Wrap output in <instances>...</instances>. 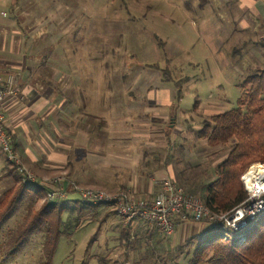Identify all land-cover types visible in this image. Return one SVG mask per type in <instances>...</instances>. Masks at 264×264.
Returning <instances> with one entry per match:
<instances>
[{
	"label": "rangeland",
	"instance_id": "rangeland-1",
	"mask_svg": "<svg viewBox=\"0 0 264 264\" xmlns=\"http://www.w3.org/2000/svg\"><path fill=\"white\" fill-rule=\"evenodd\" d=\"M258 2L0 0V74L19 78V65L25 62L33 65L30 70L21 68L28 78L51 83L54 104L58 97L68 98L67 104H73V127L92 137L84 150L70 149L80 160L77 166L89 152L103 157L111 152L121 163H128L131 154L139 151L142 171H153L157 182L170 179L185 191L210 179L212 168L230 147L229 143L210 146L200 138L197 132L203 121L235 107L247 74L264 67V21L252 20L248 12ZM17 46L25 52L15 53L12 47ZM164 74L181 86L180 100L175 84ZM57 113L54 119L59 118ZM58 136L53 137L58 145L54 150L60 154ZM1 154L4 173L14 179L10 183L0 177V194L18 185L17 173ZM254 164L257 172L259 164L264 166L250 164L240 177L243 185V176ZM54 165L38 173L25 167L45 185L46 180L61 177L80 187L111 193L121 189L77 181L67 168ZM116 168L126 172L124 166ZM101 171L95 173L109 178ZM19 183L24 184L21 178ZM42 184L24 185L43 188ZM45 192L44 188L43 192L23 189L0 222V264H45V227L36 222L22 233L48 200ZM76 198L75 194L69 197ZM78 205L68 202L73 210L68 217L77 221L62 226L50 264H80L85 259L98 264L100 258L106 264H153L154 258L160 264H183L195 236L213 225L194 220L204 229L187 233L177 232L175 224L174 233L165 237L144 221L124 222L104 204L96 207L99 211L84 204L80 218ZM65 211L64 219L68 218ZM123 229H128L132 248L118 239Z\"/></svg>",
	"mask_w": 264,
	"mask_h": 264
},
{
	"label": "trees",
	"instance_id": "trees-1",
	"mask_svg": "<svg viewBox=\"0 0 264 264\" xmlns=\"http://www.w3.org/2000/svg\"><path fill=\"white\" fill-rule=\"evenodd\" d=\"M166 80L173 81L176 86V98L180 100L183 93L181 86L170 76H167ZM240 88L242 90L237 105L210 115L197 132L210 146L230 144L226 156L212 168L210 179L199 186L189 185L185 190L190 194H199L213 213L228 212L244 202L248 192L240 179L241 175L250 164L264 163V67L252 68ZM15 178L18 185L0 194V222L11 212L23 189L37 188L43 192V188L37 185L32 187L20 184L18 174ZM32 194L29 195L32 197ZM67 201L78 203L76 215L80 218L84 216L81 215L84 204L77 198ZM67 201L46 200L35 211L33 220L22 230V233L27 232L36 222L45 227L43 230L47 255L45 264H50L55 240L63 232L62 226L77 221L75 217L69 219L68 216L73 210L68 207ZM88 206L92 208L91 210L99 211L96 208L99 204ZM64 210H67L66 219L62 217ZM237 233L223 228L220 223H214L195 236L183 264H264V209L249 221L248 226L242 231V239L236 240ZM118 239L125 240L128 248L133 247L128 229H123ZM148 249L153 251L152 248ZM152 263L160 264V261L157 262L154 258ZM80 264H89V260H82ZM98 264L106 262L100 258Z\"/></svg>",
	"mask_w": 264,
	"mask_h": 264
},
{
	"label": "crops",
	"instance_id": "crops-1",
	"mask_svg": "<svg viewBox=\"0 0 264 264\" xmlns=\"http://www.w3.org/2000/svg\"><path fill=\"white\" fill-rule=\"evenodd\" d=\"M253 10L250 11L254 16L252 20L264 21V0H258ZM256 4V2H255ZM15 48V53L25 52L23 46L12 47ZM12 51V50H11ZM18 62V61H17ZM20 63V71L18 70L19 78H16L17 92L8 97L2 104V111L6 118V128L11 135L12 143L20 156L23 163L35 172H45L48 167L60 165L65 167L69 171L70 177L77 181L85 183L99 182L102 185L121 188L131 192L133 195H142L143 197L150 198L160 188V182L154 179L156 176L153 171H142L140 163L143 160V153L136 152L135 156L131 154L133 160L128 163H121L118 157L114 153L109 152L103 157L102 154H90L84 155V163L82 166H77L80 160H77L75 155L76 151L84 150L83 147L87 146L92 137L84 134L81 130H78L77 126L73 127L71 118V107L73 104L68 103V98L61 96L56 98L55 103L59 101V105L53 103L52 93L53 87L50 82L45 79L39 80L37 77L30 79L21 70L22 67H29V70L33 65H27ZM9 66V63H8ZM6 72V71H5ZM6 74V73H4ZM63 103V108L57 110L56 108ZM56 105V106H55ZM71 109V110H70ZM59 114H58V113ZM54 113H57L58 119H54ZM78 115V112L76 116ZM58 122L61 128L58 127ZM71 125H70V123ZM78 122L76 121L75 124ZM70 126V127H69ZM76 133L72 134L73 131ZM72 134V135H71ZM59 135L61 143L59 147L61 149L58 154L54 148H57V143L54 140V136ZM74 147L75 152H70V149ZM2 161L7 163L3 154ZM103 158V159H100ZM83 160V159H81ZM83 162V161H82ZM145 165V164H144ZM118 166H124L126 172L120 173L117 171ZM102 169L106 176L109 178L101 177L96 174V169ZM3 174V181H12L8 173H4V164H0V173ZM121 171V170H120ZM118 172V173H117ZM97 176H94V175ZM101 178L100 179H98ZM96 179V180H95ZM99 181H98V180ZM112 181L109 183V181ZM114 180V182H113ZM103 207V206H102ZM204 229L199 223L193 222V220L178 221L176 222V230L192 231L197 233Z\"/></svg>",
	"mask_w": 264,
	"mask_h": 264
},
{
	"label": "built area",
	"instance_id": "built-area-1",
	"mask_svg": "<svg viewBox=\"0 0 264 264\" xmlns=\"http://www.w3.org/2000/svg\"><path fill=\"white\" fill-rule=\"evenodd\" d=\"M16 92L15 76L10 73L0 74V152L24 184H42L25 167L6 128L2 104ZM254 166L255 164L249 170ZM244 176L243 182L249 192L247 199L225 213H213L200 198L185 192L170 179H164L155 195L150 198L134 196L125 190L111 193L92 187H80L74 183L64 182L61 177L46 180V185L45 183L42 185L46 190L45 197L50 201L67 200L71 194H75L82 204L107 205L124 222L144 221L154 226L165 237L174 233L176 220H195L220 223L225 229L237 231L236 240H240L243 238L242 231L248 226L249 221L264 209V182L260 186L250 187Z\"/></svg>",
	"mask_w": 264,
	"mask_h": 264
},
{
	"label": "bare ground",
	"instance_id": "bare-ground-1",
	"mask_svg": "<svg viewBox=\"0 0 264 264\" xmlns=\"http://www.w3.org/2000/svg\"><path fill=\"white\" fill-rule=\"evenodd\" d=\"M257 167L259 168L257 173H255L257 168L254 166L245 174L247 176H244L250 187L260 186L264 182V166L258 165ZM251 178H254V180Z\"/></svg>",
	"mask_w": 264,
	"mask_h": 264
}]
</instances>
